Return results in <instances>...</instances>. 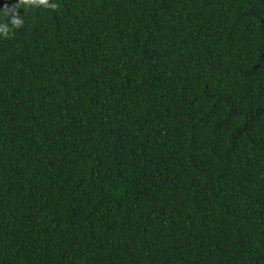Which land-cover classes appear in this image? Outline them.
<instances>
[{
	"label": "trees",
	"instance_id": "obj_1",
	"mask_svg": "<svg viewBox=\"0 0 264 264\" xmlns=\"http://www.w3.org/2000/svg\"><path fill=\"white\" fill-rule=\"evenodd\" d=\"M56 3L0 39V264H264V0Z\"/></svg>",
	"mask_w": 264,
	"mask_h": 264
},
{
	"label": "clouds",
	"instance_id": "obj_2",
	"mask_svg": "<svg viewBox=\"0 0 264 264\" xmlns=\"http://www.w3.org/2000/svg\"><path fill=\"white\" fill-rule=\"evenodd\" d=\"M36 7L54 11L58 8V4L56 0H17L11 7L5 5L0 8V39H8L23 28L24 11L21 14L19 10Z\"/></svg>",
	"mask_w": 264,
	"mask_h": 264
}]
</instances>
